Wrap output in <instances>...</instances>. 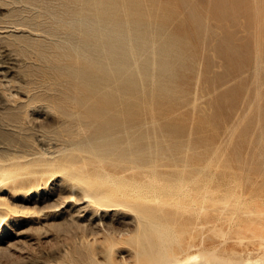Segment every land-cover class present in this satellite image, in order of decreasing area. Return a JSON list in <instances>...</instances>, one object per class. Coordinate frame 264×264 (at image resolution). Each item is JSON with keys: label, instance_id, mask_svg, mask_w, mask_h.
I'll return each instance as SVG.
<instances>
[{"label": "rangeland", "instance_id": "obj_1", "mask_svg": "<svg viewBox=\"0 0 264 264\" xmlns=\"http://www.w3.org/2000/svg\"><path fill=\"white\" fill-rule=\"evenodd\" d=\"M73 169L185 213L209 245L206 221L227 230L248 205L264 226V0H0V264L104 261L108 236L135 232Z\"/></svg>", "mask_w": 264, "mask_h": 264}, {"label": "bare ground", "instance_id": "obj_2", "mask_svg": "<svg viewBox=\"0 0 264 264\" xmlns=\"http://www.w3.org/2000/svg\"><path fill=\"white\" fill-rule=\"evenodd\" d=\"M62 172L72 176L73 187L75 189H80L86 197L85 200L95 205L98 210H115L121 208L132 212L136 218L135 232L129 238L123 239L122 237L118 238L114 235L108 236L110 242L109 247L107 248L106 259L104 261L98 260L94 253H89L91 264H120L115 261L114 254L120 243L123 241L131 244L132 248H134L138 264H264V226L261 225V222L259 224L260 220H258L259 216H257L259 208L257 206L248 205L245 210L243 209V214L249 217V219L244 218L247 219L246 221H244V219L242 220L240 216L237 221H235V215H232V217L230 216L231 218L229 219V222L231 225L227 230L225 227L220 226L221 224L218 225V223H216L217 220L208 219L205 224L211 223L212 230L222 238L221 240L219 239L220 242L209 245L207 244L205 236H202L201 239L197 241L193 232L188 231L189 229H185V223H192L191 221L193 219L189 221V218L182 217L183 213L176 214L168 212L163 207L153 208L143 202L127 197L124 193H115L112 190L104 188L105 186L103 187L101 182L92 180L87 172H82L76 169L70 171L63 170ZM108 177L112 182H116L117 180L111 175H108ZM2 180H5L4 177ZM190 185L192 186L193 184ZM155 186L157 185L155 184ZM155 186L153 185L154 188ZM188 186L187 188L189 189L190 186ZM203 198H205L204 195ZM228 198L230 199L231 197L228 196ZM236 200L237 199H235V201ZM231 204V201H226L223 205L224 207H222V211L227 213L226 210L230 208ZM233 206L234 204H232V207ZM228 213H230V211H228ZM201 215H199V217L197 216V221L202 219ZM261 215H264V213L262 212ZM221 221L224 223V219ZM201 222L198 221L200 225ZM232 225H234V228H232ZM202 227L206 228L207 226L203 225ZM231 229L235 230V235H232L233 237L230 235ZM232 238L237 240L239 245H245L247 242L249 243V241L258 240L262 246L259 248L256 247V249L247 248L246 246V248H242L241 251L233 250L232 253H230L226 249V244L229 242V239L231 240ZM141 258L143 259V263H140L139 261Z\"/></svg>", "mask_w": 264, "mask_h": 264}]
</instances>
